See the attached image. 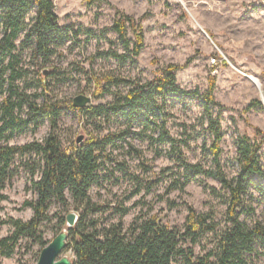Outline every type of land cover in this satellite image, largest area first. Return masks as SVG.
<instances>
[{"label": "rangeland", "instance_id": "obj_1", "mask_svg": "<svg viewBox=\"0 0 264 264\" xmlns=\"http://www.w3.org/2000/svg\"><path fill=\"white\" fill-rule=\"evenodd\" d=\"M58 24L69 32L63 43L58 41L56 53L47 63L31 58V50L21 46L23 34L16 40L20 52V65L29 70L26 80L17 81L19 89L34 92L37 71L47 69V93L52 100L72 99L78 94L91 97L83 110H63L58 121L57 134L63 143L75 141L79 135L101 139L107 133L120 135L107 145L110 158L99 172V185H93L88 194L99 204H123L128 209L123 217L126 230L135 219L156 215L163 224L182 228L188 207L199 213H211L223 224L224 195L220 183L211 177L200 176V181L187 184L184 189H169L175 153L167 143L159 140L161 123L175 138L189 162L212 166L207 151L212 137L207 129L208 115L204 111V93L209 77H215L213 116H219L223 138L220 164L231 177L238 170L236 140L246 134L262 140L260 161L264 167V68L257 54L240 43V29L253 28L250 16L264 14V0H53ZM118 13H124L141 23L143 47L134 61H119L108 53L127 52L118 34L111 28ZM35 12L32 11L27 21ZM126 36L132 41L133 32L127 28ZM245 50V51H243ZM212 58L216 60L213 62ZM169 64L179 66L175 73L179 92H170L164 102L158 98L154 112L140 116L122 117L117 113L100 114L97 107H107L115 94H124L127 84L106 85L108 92L94 95V78L106 75L123 77L135 84H145L161 75ZM53 73V74H52ZM51 74V76H49ZM49 76V77H48ZM104 84V83H103ZM32 85V86H31ZM0 88V102L6 92ZM256 100L260 106L245 107ZM39 102L42 98L38 99ZM159 106H163L160 111ZM26 107L21 114L25 116ZM258 130L260 132H258ZM50 132L48 120H42L33 130L28 126L15 133L10 144L42 141ZM175 168V167H174ZM158 180L156 183L152 181ZM30 177L22 169L3 190L7 198L0 203V238L9 235L12 227L9 217L23 221L33 214L25 200L35 199L28 188ZM138 190V191H137ZM69 205L63 208L52 201L50 220L41 224L44 240H51L65 225H58V216L69 211L78 214L69 192ZM92 212L87 219H96L98 225H108L117 219L110 208ZM240 219L248 225H264V180L254 177V183L245 197V210ZM212 235L200 239L194 251L202 255L211 247ZM41 246L31 238L18 241L9 257L0 258V264H36ZM63 254L73 258L70 250ZM256 264H264V247L253 255Z\"/></svg>", "mask_w": 264, "mask_h": 264}, {"label": "trees", "instance_id": "obj_2", "mask_svg": "<svg viewBox=\"0 0 264 264\" xmlns=\"http://www.w3.org/2000/svg\"><path fill=\"white\" fill-rule=\"evenodd\" d=\"M32 11L35 14L28 22ZM111 28L127 52L112 51L108 56L122 62L126 59L134 61L143 47L141 23L118 13ZM127 28L133 32L132 41L126 36ZM22 34L21 46L29 48L31 58L42 63L49 62L56 53L58 41L63 43L69 36V32L58 24L53 0H0V88L6 87L0 102V203L7 198L3 190L11 184L19 169L29 175L28 188L36 196L23 203L33 211L29 220L9 217L2 221L11 225L12 232L0 238V258L11 256L23 238H31L41 250L50 241L44 240L40 231L42 222L51 219L49 207L52 201H56L66 208L69 201L65 193L69 192L74 209L81 210L76 224L68 228L65 248L72 252L73 264H256L253 255L258 253L259 247H264V225L260 222L248 225L240 216L245 210V197L254 177L264 180V167L260 161L263 139H252L246 134L237 138L235 159L238 170L229 177L220 164L221 121L219 116H213L211 107L219 105L213 95L215 77H209L208 89L203 95V107L208 115L207 129L212 137L207 149L212 156V166L187 161L175 138L165 129L164 121L160 125L159 140L167 143L175 153V168L162 171L163 175L171 172L169 189L182 190L187 184L200 181V176L214 178L220 183L225 192L223 224L220 225L211 213H199L188 207L182 228L170 227L156 215H151L143 220L135 219L126 230L122 222L128 212L126 206L95 203L88 194L93 185H99V172L110 158L107 145L120 135L110 132L101 139L90 137L84 140L83 137L81 143L76 140L62 142L56 130L63 110L81 111L84 108L73 107L71 99H50L47 95L49 83L44 77L47 72L43 73L45 69L37 71L34 92L18 88L16 82L26 80L29 75V70L20 65V52L17 51L16 40ZM178 68L169 64L161 75L145 84L109 75L94 78L95 96L108 92L106 85L130 86L124 94H115L107 107H97L96 111L100 114L113 112L125 118L140 116L143 111L146 115L154 112L159 97L164 102L168 93L179 92L175 77ZM39 98H42L41 102ZM258 105V101L252 100L245 110ZM23 107L27 110L25 116L21 114ZM158 109L162 111L163 106ZM42 120H48L50 124V132L42 141L9 143L15 133L28 126L35 130ZM102 208H110L117 219L108 225H98L96 219H87L90 213L103 211ZM57 224L65 225V216L59 215ZM209 234L212 235L211 247L202 255L196 254L194 246Z\"/></svg>", "mask_w": 264, "mask_h": 264}, {"label": "water", "instance_id": "obj_3", "mask_svg": "<svg viewBox=\"0 0 264 264\" xmlns=\"http://www.w3.org/2000/svg\"><path fill=\"white\" fill-rule=\"evenodd\" d=\"M47 70H43L45 74ZM75 108H84L91 102V97L85 94H78L72 99ZM83 135L76 138L81 143ZM78 220V213L69 211L65 216V226L40 250L36 264H73L72 258L63 254L66 248L68 228L73 227Z\"/></svg>", "mask_w": 264, "mask_h": 264}, {"label": "crops", "instance_id": "obj_4", "mask_svg": "<svg viewBox=\"0 0 264 264\" xmlns=\"http://www.w3.org/2000/svg\"><path fill=\"white\" fill-rule=\"evenodd\" d=\"M249 18L254 27L247 32L246 27L239 24L242 26L240 29V43L244 49L249 48L251 53L257 54L260 60V66L264 68V14L257 13Z\"/></svg>", "mask_w": 264, "mask_h": 264}, {"label": "built area", "instance_id": "obj_5", "mask_svg": "<svg viewBox=\"0 0 264 264\" xmlns=\"http://www.w3.org/2000/svg\"><path fill=\"white\" fill-rule=\"evenodd\" d=\"M216 59L215 58H212V61L214 62Z\"/></svg>", "mask_w": 264, "mask_h": 264}]
</instances>
